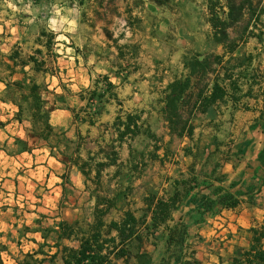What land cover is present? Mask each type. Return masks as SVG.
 Segmentation results:
<instances>
[{"label": "crops", "instance_id": "1", "mask_svg": "<svg viewBox=\"0 0 264 264\" xmlns=\"http://www.w3.org/2000/svg\"><path fill=\"white\" fill-rule=\"evenodd\" d=\"M209 1H131L130 6L142 16L147 28L145 35H135L134 41L142 38L144 44L132 57L118 45L119 49L111 44L106 49L107 42L112 41L105 34L88 31L78 22L74 34L64 36L77 48L74 52H69L71 47L67 52H57L54 63L60 71L54 73L35 69L30 60L34 39L20 26L0 24V169L6 155L10 156L5 147L9 140H28L29 149L22 151L24 154L33 155L36 150L31 147L32 138L38 137L33 131L32 107L27 120L19 113L23 110L22 94L26 98L33 82L39 84L37 77L43 76L48 95L42 94V98L50 112V123L63 138L79 145L78 164L55 156L58 147L46 146L50 158L58 163L53 165L61 179L57 187L64 190L62 181H68L78 192L74 202L79 206L71 212L73 220H63L72 223L80 219L83 197L88 192L93 198L97 186L83 169L92 170L91 178L101 169V183L104 178L109 182L110 192L106 193L116 198L107 221H121L126 211L138 218L146 216L145 224L135 233L142 238L140 244L131 241L135 235L125 241L126 246L132 243L144 264L193 260L199 264H234L235 258H242L253 246L264 248V13L256 21L263 40L250 37L230 53L224 43L214 39ZM26 52L24 59L22 54ZM211 57H219L221 63H215V71L207 74L201 96L193 86L194 75L178 101L182 105L185 99H191L192 113L183 115L193 125L191 134L189 125L179 134L171 129L166 113L169 87L191 74L188 59ZM232 57L237 62L246 59L247 63L230 67ZM226 67L231 69V78L225 77ZM216 82L223 94L212 99ZM109 84L114 88L108 89ZM67 90L76 92L75 97L66 96ZM91 91H98L102 97L89 103L82 94ZM204 99L212 101L206 111L201 110ZM32 100L27 98L30 106ZM79 109L83 113L77 118L73 110L78 113ZM119 115L123 120L128 116L133 119L129 126L120 127L126 131L121 141L114 126ZM113 146L118 160L111 155ZM0 191V203L4 205L3 178ZM175 194L179 195L177 207L166 222L153 227L156 204L169 201ZM152 195L156 197L151 205L148 198ZM223 200H237L238 205L226 207ZM5 216L1 210L0 264H19L27 253L35 252L34 258L43 259L42 264H52L55 254L56 264H64L63 246H78L76 239H59L58 234L51 242L42 230L32 228L20 238L11 237L18 230L6 227ZM175 226L178 230L183 227L185 233H180L181 240L169 244ZM111 235L118 237L119 232L114 229ZM132 261L137 262V258ZM105 264H125V260L111 255Z\"/></svg>", "mask_w": 264, "mask_h": 264}, {"label": "rangeland", "instance_id": "2", "mask_svg": "<svg viewBox=\"0 0 264 264\" xmlns=\"http://www.w3.org/2000/svg\"><path fill=\"white\" fill-rule=\"evenodd\" d=\"M131 1L134 4L139 2V0H0V24L7 27L13 24L20 26L25 35L27 34L34 39L35 43L31 47L33 55L39 60L46 61L47 68L50 70L49 73L58 72L60 71L58 64L54 63V61L57 62V52H67V47H71L69 52H74V49L77 48L72 39L67 40L64 36L70 37L73 35L78 22L81 23V27L83 26L88 31H100L105 34L107 40L112 41L111 43L107 42L106 49L110 48L109 44H111V47L115 45L117 47L118 45L123 53L130 57H132V54L137 56L143 49L142 45L144 43L142 38L134 41L135 35H145L147 28L143 25L142 16L138 12L135 13L136 11L130 6ZM227 1L223 0L222 2L227 4ZM233 1L236 4L240 2V0ZM252 3L253 6L247 8L243 17H237L238 13L236 11L232 26L229 29V39L231 41L247 40L253 32L258 33L260 31L258 26L255 27L257 23L254 20L256 11L264 7V0H252ZM220 14H224L221 9ZM43 32H46L45 35H43ZM51 33H54L56 38L60 35V39L55 40L51 47H47L44 42L49 39ZM35 44L38 45L36 49ZM63 44H67V46ZM37 50H42V53H38ZM22 56L25 59L28 52L23 53ZM24 59L22 60L24 61ZM210 60L212 69L216 68L214 65L216 63L215 57H211ZM187 62L190 64L193 61L188 59ZM236 63L246 64L247 60L243 59L237 62L236 58L232 57L228 62L230 67H235L234 64ZM37 79L42 87L41 93L47 96L48 92L44 87L45 80L43 76H39ZM206 82L207 79L202 78L200 74L194 77L193 86L196 88L197 94ZM93 92L83 93L82 96L90 103L89 98ZM67 94L65 95L72 98L75 97L76 92L67 90ZM94 100H98V98L95 97ZM22 101L23 111L21 116L27 120L31 113V106L24 93L22 94ZM183 104L182 110L185 111L183 114L189 113L192 106L191 99L190 101L185 99ZM43 105L45 108V102ZM97 106L99 107V105ZM82 113L83 109H79V112H76V117H81ZM43 122L44 120L38 117L33 128L38 136L35 139L32 138L31 147L33 146L36 149L32 152L33 155L22 152L29 149L28 140L23 138L11 139L5 143L10 156L6 155L5 163L2 164L4 166L0 169V178L6 180L5 204L0 203V211L4 210L6 212V227H13L18 230L11 237L20 238L21 234L24 235L29 228H32L42 230L53 242L57 238L56 226L58 222L63 218L72 219L71 212L79 205L74 202L78 197V192L70 182L62 181L64 190L62 187H57V185H60L61 179L53 165L58 166V163L50 158L51 154H49L46 146L58 147L59 152L55 151L54 155L60 159L72 161L73 159L70 157L76 144L66 137L63 138L58 129H56L55 134L52 135L48 143L45 142L39 135L44 127ZM60 147L64 148L63 152ZM20 153L21 155L17 156ZM105 180L106 178L102 183V189L104 193H109V182ZM14 182L16 183L15 186ZM0 194H2L1 191ZM88 194L87 192L83 197V201H81L84 202L81 218L72 222H79L80 226L85 229H88L89 225L94 222L93 209L98 192L96 190L93 192V198ZM108 219L109 217L106 220Z\"/></svg>", "mask_w": 264, "mask_h": 264}, {"label": "trees", "instance_id": "3", "mask_svg": "<svg viewBox=\"0 0 264 264\" xmlns=\"http://www.w3.org/2000/svg\"><path fill=\"white\" fill-rule=\"evenodd\" d=\"M228 11H225L223 8L221 0H210L209 1V21L213 27V36L214 39L220 43H224L227 52L232 53L238 46L239 43L242 40H234L231 41L229 39V29L232 26V20L234 19V16L236 15V11L238 13L239 18L243 17L245 14V11L248 7H252L253 3L252 0H240L238 4H236L233 0H228L227 4H225ZM220 9L223 11V15L220 14ZM264 13V7L260 10L256 11V17L255 21H259L260 15ZM255 27H257V24H255ZM46 32H43V35H45ZM263 31H259L258 33L253 32L251 34V37H257L260 40L262 39ZM56 40V36L54 33H51V36L47 41L44 42L45 46L51 47ZM38 53H42V50H37ZM249 59V58H247ZM30 60L34 63L35 69L39 72H49L50 70L47 68V64L45 60H39L35 56H31ZM193 62L190 63L191 68V74L187 77L186 80H176L173 82L169 89L170 92L167 95V106H166V113L170 121L171 129L179 134H182V132L185 130V128L188 127V132L191 134L193 131V125L189 124V120L186 119V117L182 113V108L184 107V104L179 105L178 101L183 96V93L186 91V89L189 88L191 85L192 79L191 76H196L200 74L202 78L204 77L206 79L207 74L210 72L215 71V68L212 69V62L210 58H206L204 60H199L198 58H195L192 60ZM216 63H221V60L219 57H215ZM215 65V64H214ZM230 67H226V78H231L232 74L230 73ZM54 73V72H52ZM21 87H24L22 84H19ZM206 85V83H205ZM205 85L203 87H205ZM114 85L109 84L108 89H113ZM203 89V88H202ZM202 89H200V92L197 94L198 97L202 94ZM42 87L37 82H33L31 85V88L29 90V95L26 97V100L28 97H32V118H33V128L36 124V120L38 117L44 120L43 124V130L40 132V136L43 140L49 141V139L52 137V135L55 134V127L50 123V112L49 110L44 108V100L42 98L41 93ZM222 90L216 82L213 86V92H212V99H216L218 97L222 96ZM115 95V94H112ZM102 97V94H98L97 91H94L89 98V101H93L95 97ZM115 98L117 96L115 95ZM190 101V99H188ZM212 101H208L206 99L203 100V103L201 104V110L206 111L209 105ZM22 109L19 114H22ZM73 112L76 115L75 110ZM189 113H192L190 110ZM76 117V116H75ZM133 121L132 117L128 116L126 120H123L122 117L119 115L116 119V122L114 124L115 128L119 131V140L121 141L123 137L125 136L126 131L121 130L120 127L122 126H129L131 122ZM91 124L94 123L93 118L89 120ZM128 130V128L126 129ZM51 147H53L51 145ZM79 145H76L73 154L70 158H72L73 163L78 164L79 163ZM111 155L114 159L118 160L119 155L117 150H115V146L112 147ZM91 161H93V158H91ZM85 165V164H84ZM105 165V164H104ZM83 172L93 181L94 184H96V191L98 192L95 208H94V222H92L88 229H85L80 226L79 222L71 223L66 220H61L57 224V234L59 239L67 238V239H76L78 242V246L74 245H64L62 248V260L64 264H105L108 263L110 260V256L114 255L116 258L123 257L125 260V264H144V259L140 260V257L138 256V253L134 251L132 248V243H129L128 246H126V239H129L131 236L135 235L137 233L138 229H140L146 221V216L138 218L136 217L133 212L126 211L124 214V217L121 221H115L112 220L108 222L106 220V216L109 213V211L116 206V198L110 197L108 193L103 192V186L101 183V169L96 170V174L94 175V178H91L92 170H85L83 169ZM156 196L152 195L148 198V201L150 204H153L154 198ZM179 201V195L175 194L173 198H171L169 201H158V203L155 206V209L153 211V222L152 226L157 227L160 222H166L169 219L170 211L177 207ZM223 204L226 207H236L238 205L237 200H223ZM117 230L119 232V240L118 237L112 236L111 232L112 230ZM179 226H175L174 228H171V234L169 236L168 242L171 244L173 241H179L180 233H185L184 228L182 227L181 230H178ZM179 233V236L176 234ZM140 234H136L133 236V239L131 240L133 243L137 242L140 244L141 240ZM120 246L121 244H123ZM139 246V245H138ZM139 248V247H138ZM35 253H27L25 256V260L22 262H19V264H42L44 261L35 259L34 255ZM56 254L52 256V264H56L55 258ZM133 257L137 258V262H131ZM246 261L247 264H254L255 262L264 264V248L262 246H253L250 250L246 251L243 254L242 258H235L234 264H241V261ZM183 264H199L198 261H186Z\"/></svg>", "mask_w": 264, "mask_h": 264}]
</instances>
